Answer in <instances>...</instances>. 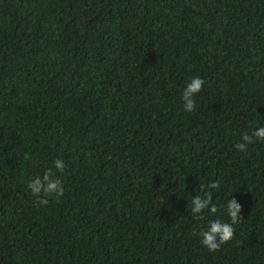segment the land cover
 <instances>
[{"label": "trees", "instance_id": "1", "mask_svg": "<svg viewBox=\"0 0 264 264\" xmlns=\"http://www.w3.org/2000/svg\"><path fill=\"white\" fill-rule=\"evenodd\" d=\"M260 126L264 0H0V264H264V142L234 147ZM217 181L243 219L210 252L191 199Z\"/></svg>", "mask_w": 264, "mask_h": 264}, {"label": "clouds", "instance_id": "2", "mask_svg": "<svg viewBox=\"0 0 264 264\" xmlns=\"http://www.w3.org/2000/svg\"><path fill=\"white\" fill-rule=\"evenodd\" d=\"M204 83L205 80L198 75L189 78L186 82L181 93L185 112L191 113L196 109V97L201 93ZM254 138L256 142H264V126L256 127L251 134L244 133L241 137L243 142L236 143L234 147L243 152L248 144L253 143ZM52 163L55 172L53 168H48L42 174L30 177L27 181V189L38 205H47L50 198L59 201L65 195L64 181L56 174L65 172V162L57 157ZM199 187L203 188V185ZM207 188L208 191H204L202 195L196 194L192 197L191 212L194 217L205 221L196 234L200 237V243L211 252L218 250L222 244L233 238L235 231L233 226L243 219L241 215L243 205L232 195L225 206V214L229 217V221L225 222L220 215H217V205L212 199L211 190H218L219 182H213ZM193 191L196 192L197 188Z\"/></svg>", "mask_w": 264, "mask_h": 264}]
</instances>
